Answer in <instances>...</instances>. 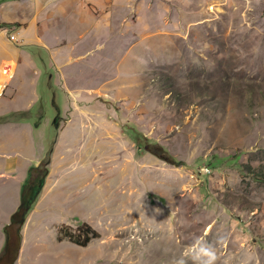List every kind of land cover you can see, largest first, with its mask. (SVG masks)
I'll return each mask as SVG.
<instances>
[{"label":"rangeland","instance_id":"obj_1","mask_svg":"<svg viewBox=\"0 0 264 264\" xmlns=\"http://www.w3.org/2000/svg\"><path fill=\"white\" fill-rule=\"evenodd\" d=\"M106 1L74 93L53 70L31 130L0 116V252L53 148L15 264H264V0Z\"/></svg>","mask_w":264,"mask_h":264},{"label":"crops","instance_id":"obj_2","mask_svg":"<svg viewBox=\"0 0 264 264\" xmlns=\"http://www.w3.org/2000/svg\"><path fill=\"white\" fill-rule=\"evenodd\" d=\"M106 2V0H0V69L5 63L14 65L13 79L17 76L19 78L18 83L10 90V95L14 96L15 100L20 97L29 102L15 105L4 114L1 113L0 116L19 115L18 118H12L13 120H5L3 125L27 127L31 130L29 125L19 122V117L29 114L34 105L42 99L44 90L42 94L38 91L41 80L43 85L52 88L53 70L59 73L66 95L70 97L74 93L71 79L74 75L79 77L82 75V71L75 73L77 70L74 67L77 68L85 60L86 55L100 53L104 48L102 37L105 34V21L100 19L101 15L99 17L94 12L97 9L102 11L106 7ZM11 32L17 33L20 40L14 49L10 46L11 42L8 40L10 42L8 44L6 40L8 39L6 35ZM89 40L91 42L87 45ZM66 113L68 114L69 110ZM55 145H59V142L57 141ZM47 183L49 179L45 187Z\"/></svg>","mask_w":264,"mask_h":264},{"label":"trees","instance_id":"obj_3","mask_svg":"<svg viewBox=\"0 0 264 264\" xmlns=\"http://www.w3.org/2000/svg\"><path fill=\"white\" fill-rule=\"evenodd\" d=\"M53 148L49 151L45 158L41 160L37 167H32L29 170L27 178L21 187L20 203L16 211L12 214L10 224L4 228L6 235L5 244L0 252V264H15L19 257L21 248V229L34 208L49 175V165ZM171 162L179 163L177 159L169 157ZM86 232H91L92 235L86 234L84 239H74L76 244L80 246H87L93 239L99 237L98 233L90 227L84 225ZM15 241V243L13 242Z\"/></svg>","mask_w":264,"mask_h":264},{"label":"built area","instance_id":"obj_4","mask_svg":"<svg viewBox=\"0 0 264 264\" xmlns=\"http://www.w3.org/2000/svg\"><path fill=\"white\" fill-rule=\"evenodd\" d=\"M8 40L14 44L18 45L20 40L18 34L11 32L8 34ZM15 75V67L11 63H5L0 69V98L4 97L9 82L13 79Z\"/></svg>","mask_w":264,"mask_h":264},{"label":"clouds","instance_id":"obj_5","mask_svg":"<svg viewBox=\"0 0 264 264\" xmlns=\"http://www.w3.org/2000/svg\"><path fill=\"white\" fill-rule=\"evenodd\" d=\"M212 258H213V254L211 252H209L208 253V260L205 262V264H210Z\"/></svg>","mask_w":264,"mask_h":264}]
</instances>
